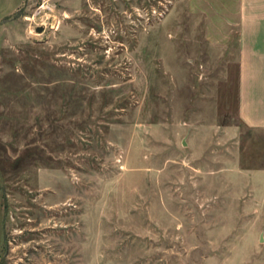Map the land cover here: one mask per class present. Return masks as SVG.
I'll list each match as a JSON object with an SVG mask.
<instances>
[{
  "label": "rangeland",
  "instance_id": "1",
  "mask_svg": "<svg viewBox=\"0 0 264 264\" xmlns=\"http://www.w3.org/2000/svg\"><path fill=\"white\" fill-rule=\"evenodd\" d=\"M232 6L0 0V264H264Z\"/></svg>",
  "mask_w": 264,
  "mask_h": 264
},
{
  "label": "crops",
  "instance_id": "2",
  "mask_svg": "<svg viewBox=\"0 0 264 264\" xmlns=\"http://www.w3.org/2000/svg\"><path fill=\"white\" fill-rule=\"evenodd\" d=\"M232 1L221 37L231 47L223 51L236 54L237 114L249 128L264 130V0Z\"/></svg>",
  "mask_w": 264,
  "mask_h": 264
},
{
  "label": "water",
  "instance_id": "3",
  "mask_svg": "<svg viewBox=\"0 0 264 264\" xmlns=\"http://www.w3.org/2000/svg\"><path fill=\"white\" fill-rule=\"evenodd\" d=\"M41 29H42L41 26L36 27V30H37V31H39V30H41Z\"/></svg>",
  "mask_w": 264,
  "mask_h": 264
}]
</instances>
